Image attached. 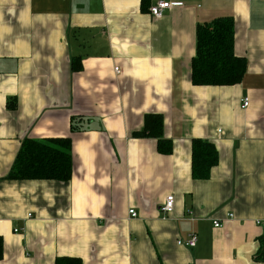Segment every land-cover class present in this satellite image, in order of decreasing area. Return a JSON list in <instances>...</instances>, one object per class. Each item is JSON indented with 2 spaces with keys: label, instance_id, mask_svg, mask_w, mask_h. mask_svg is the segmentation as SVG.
Returning a JSON list of instances; mask_svg holds the SVG:
<instances>
[{
  "label": "crops",
  "instance_id": "crops-1",
  "mask_svg": "<svg viewBox=\"0 0 264 264\" xmlns=\"http://www.w3.org/2000/svg\"><path fill=\"white\" fill-rule=\"evenodd\" d=\"M159 1L181 6L154 19ZM221 17L246 73L194 86L196 27ZM150 113L171 154L135 136ZM62 137L69 181L4 179L23 140ZM193 139L218 152L206 180L191 177ZM262 236L264 0H0V264H264Z\"/></svg>",
  "mask_w": 264,
  "mask_h": 264
},
{
  "label": "trees",
  "instance_id": "trees-1",
  "mask_svg": "<svg viewBox=\"0 0 264 264\" xmlns=\"http://www.w3.org/2000/svg\"><path fill=\"white\" fill-rule=\"evenodd\" d=\"M79 69V68H78ZM247 69L244 57L234 52V22L221 17L209 23L197 25L195 30V54L191 59V84L194 86H234L240 84ZM76 70V69H75ZM75 119L73 118L72 122ZM71 132L77 127L71 123ZM135 136L156 140L157 152H172L171 141L163 137V117L146 114L143 127ZM215 146L201 139L191 141V177L206 180L218 163ZM71 140L68 137L49 139H25L4 179L13 181L47 180L65 183L72 176ZM2 248L0 242V260ZM256 261L264 262V236L260 238ZM55 264H83L78 258L57 257Z\"/></svg>",
  "mask_w": 264,
  "mask_h": 264
},
{
  "label": "built area",
  "instance_id": "built-area-1",
  "mask_svg": "<svg viewBox=\"0 0 264 264\" xmlns=\"http://www.w3.org/2000/svg\"><path fill=\"white\" fill-rule=\"evenodd\" d=\"M174 6H181V3H170V2L159 1L155 5L149 8V14L154 19H160L163 16V13L165 10H169L170 8ZM118 71L119 70L115 68V72L118 73ZM248 105H249L248 99L244 98L241 102V108L243 109L247 108ZM173 208H174V197L172 195H168L166 196L164 203L159 207V212L163 215V217H168L173 212ZM128 216L130 219H135L137 218L138 215L135 209L130 208L128 209ZM229 217H233V215H229ZM221 226H222L221 222L217 220L213 221L214 228H219ZM13 232L17 233L19 232V230L14 229ZM196 243H197V236L195 234L189 235L188 238H186L185 240L177 241L178 245L189 247V248L195 247Z\"/></svg>",
  "mask_w": 264,
  "mask_h": 264
}]
</instances>
